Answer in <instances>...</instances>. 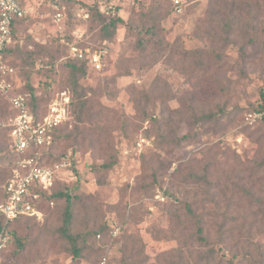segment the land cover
<instances>
[{"label":"rangeland","instance_id":"rangeland-1","mask_svg":"<svg viewBox=\"0 0 264 264\" xmlns=\"http://www.w3.org/2000/svg\"><path fill=\"white\" fill-rule=\"evenodd\" d=\"M63 2L57 23L50 0H28L10 59L17 92L33 88L40 111L54 100L69 110L46 163L64 164L57 190L70 195L82 253L60 230L64 197L15 224L0 264H93L102 248L111 264H203L198 219L218 258L264 264V126L245 122L264 93V0ZM72 45L107 51L80 77L84 110ZM12 115L0 95V195ZM105 224L119 233L99 241Z\"/></svg>","mask_w":264,"mask_h":264},{"label":"built area","instance_id":"built-area-1","mask_svg":"<svg viewBox=\"0 0 264 264\" xmlns=\"http://www.w3.org/2000/svg\"><path fill=\"white\" fill-rule=\"evenodd\" d=\"M27 0H0V95L6 98L16 111L10 124L12 151L15 155L12 176L5 186V196L0 202V215L4 224L0 226V259L2 252L13 241L10 224L21 217H41L39 207L43 197L50 196L57 182V172L64 164L48 165L43 152L48 151L54 142L56 131L67 120L69 110L64 102L52 101L46 114L37 118L30 110L28 96L17 92L16 68L5 61V53L14 41L13 27L17 19L25 17L29 11ZM54 20L60 23L66 16L63 0H51ZM74 58L88 60L96 69L102 68L103 48L92 50L72 45ZM245 122L255 125L264 122V108L245 114ZM54 205V201H50ZM119 229L113 227L111 236L116 237ZM100 237V236H99ZM97 264H111L107 254Z\"/></svg>","mask_w":264,"mask_h":264},{"label":"trees","instance_id":"trees-1","mask_svg":"<svg viewBox=\"0 0 264 264\" xmlns=\"http://www.w3.org/2000/svg\"><path fill=\"white\" fill-rule=\"evenodd\" d=\"M24 4H25L26 8L28 9V0L26 2H24ZM50 4H51L52 12H53V15H54V8H53V4H52L51 0H50ZM27 15L25 17H23L21 19H17L15 21L14 27H13L14 38L17 35L18 27L27 18ZM99 15L101 17H103L101 14H99ZM120 24H124V22H123V20L121 18L118 17V18L114 19L108 26H103V27H105L104 35L106 36L107 39L112 38L116 34L118 25H120ZM109 27L112 28L111 32L109 30ZM12 45L13 44L9 45V47L7 48V51L5 53V61L7 63H9L11 66L16 68V77H17V73H18L17 67L14 65V63L10 59V56H11V54L13 52V49H14L13 48L14 46H12ZM90 65H91V63L88 60H82V59H78V58L70 60L71 73H72V83H73V85L75 87V90H77V96H78V99L80 101L81 110H84L85 107H86L87 100L85 99V97H86L87 94L85 92H82L81 94L78 93V90L81 88L80 87V77L86 75L85 70L87 69V66H90ZM29 89H30L29 93L28 92H20V91H19V93L28 96V105L30 107V110L33 112V114L37 118H41V117H43L46 114V110L45 111H40L39 110V108L37 106V100L38 99L34 95V89L31 88V87ZM10 106H11V104H10ZM262 108H264V93H262L261 103L259 105L255 106L254 108H251L247 112L257 111V110H260ZM11 110H12V114H13L12 118H11V122H12V120H14V118L16 117V111L14 110V108L12 106H11ZM258 124L264 126V122H261V123H258ZM65 125H63V126H61L60 128L57 129L56 136L54 138L53 144L51 145V147L49 148L48 151L43 152L42 157L45 158L46 162H47V160L50 161L49 160L50 159V155H51V151L50 150H52V148L56 144L58 138L61 137L62 131H63ZM47 157H48V159H47ZM47 163H49V162H47ZM111 166H112V164H105L102 167L109 168ZM11 176H12V170H11L10 178H11ZM9 179H8V181H9ZM8 181L6 182V184L3 187L2 193L0 195V202L3 201L2 199L5 196V186L7 185ZM57 187H58V185H57V182H56L52 194L50 196L43 197V200H42L41 204L39 205V207L42 209L45 206H50V201H54V204H55V201L57 199H61V198H64V197L67 198V207H66V211H65L64 224H63V226H62V228L60 230L62 232V235L71 243L72 251H73L74 256L75 257H80L81 253H82V249L79 246L80 237L79 236H73L71 234V232H70V229L72 227V222H73V219H74L72 201H71L70 195L68 193H64V192L58 191ZM188 211L189 212L191 211L190 208H189ZM23 218H25V217H21V218L15 220V221H13L10 224L11 234H12L13 237L16 234L15 231H14L15 224L17 222L21 221ZM3 224H4V218H3V216L0 215V226H2ZM188 224H190V223H187L186 225H183V227L186 228ZM195 224L197 225V230H196L197 239H196V241L198 242V246L200 247V249L204 250L202 252V254H201V258H199L198 260L200 262H202L203 264H212L213 262H215L216 258H218L217 257V253L215 252V248L214 247L209 248V246L212 245L211 244L212 240L210 238H208L207 236H205L204 227L202 225V220L201 219H198L197 222H195ZM112 228H111V226H108L107 224H105L96 233V238L99 241L103 240L104 236L106 235V233L111 234ZM102 250H101V252L103 254H101L99 259H97L93 264H97L100 261V259L102 258V256L105 255V253H104L105 252V248H102ZM4 251L2 252V254L4 253ZM2 254H1V256H2ZM135 256H136V253L131 251L130 256L128 258L129 261L130 260L132 261ZM216 264H239V260L236 261L233 258H226L225 255H222L220 258H218V262Z\"/></svg>","mask_w":264,"mask_h":264}]
</instances>
